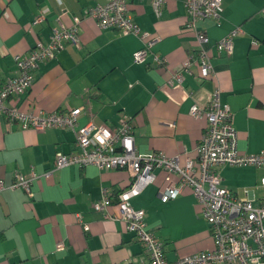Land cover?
<instances>
[{
    "label": "crops",
    "instance_id": "crops-1",
    "mask_svg": "<svg viewBox=\"0 0 264 264\" xmlns=\"http://www.w3.org/2000/svg\"><path fill=\"white\" fill-rule=\"evenodd\" d=\"M105 2L0 0V88L17 75L16 57L39 42L48 44L59 23L77 25L80 37L79 46L68 45L56 59L41 62L32 87L10 99L9 105L26 113L83 108L78 120L82 126H113L126 114L132 118L138 151H162L185 165L188 158H196L206 126L204 118L190 114V108L208 106L219 88L222 103L233 113L239 152L254 155L264 150V0H223L222 17L200 22L198 29L212 45L241 27L243 35L236 38L232 54L218 55L211 47L215 76L202 81L193 67L183 85L173 86L171 73L198 49L187 28L184 0H167L161 17L151 0H128L135 23L157 39L145 63L133 59L143 47L139 38L100 29L86 15L89 8ZM42 15L43 22L35 23ZM154 54L165 64L157 66ZM74 150L71 130L22 129L0 115V179L9 184L15 173L27 176L32 170L42 176L34 182L33 198L23 190L0 194V264H147L142 243L122 220L111 218L119 216L116 196L131 185L128 172L70 166L46 175L54 169L57 152ZM218 172L222 184L237 196L248 190L264 198L259 187L264 168L223 166ZM154 174L155 182L143 187L131 204L146 212L147 229L164 243L166 260L212 250L209 225L191 189L163 202L162 193L177 179L160 169ZM103 189L109 190L112 204L108 211L96 212L94 204Z\"/></svg>",
    "mask_w": 264,
    "mask_h": 264
},
{
    "label": "built area",
    "instance_id": "built-area-1",
    "mask_svg": "<svg viewBox=\"0 0 264 264\" xmlns=\"http://www.w3.org/2000/svg\"><path fill=\"white\" fill-rule=\"evenodd\" d=\"M167 0H151V6L158 17L162 16ZM187 14V28L198 43V49L190 54L179 71L171 73L169 84L183 85L186 74L198 69L200 80L215 76L211 62L210 48L218 55H230L237 37L243 35L241 27L232 29L225 37L211 45L210 38L198 29V24L207 19L218 20L224 13L223 0H184ZM264 14V8L262 10ZM86 15L97 22L100 29H117L126 35H133L143 42V47L134 56L135 63H145L157 39L143 32L130 14L128 0H106L89 8ZM44 16L37 18L40 24ZM79 28L59 23L53 29L48 44L37 43L27 54L15 59L17 75L8 79L0 88V115L18 124L22 129L44 131L50 128L68 129L75 136V150L69 154L57 152L54 169L70 166L85 168L94 166L100 171L124 170L131 176V185L116 196L119 216L111 215L124 222L126 229L138 239L148 258L147 264H264V198L262 200L248 190L243 197L222 184L218 169L223 166L264 168V150L258 154L245 155L238 150V132L233 123V113L228 104L221 101V92L216 88L205 108L194 104L190 114L204 118V134L196 147V158H188L181 165L177 157H170L162 151L140 152L137 150L132 118L121 116L118 124L97 126L93 123L79 125L83 108L67 112L26 113L9 105L12 98L25 95L35 82V72L41 62L53 60L66 46H79ZM155 64L162 66L165 60L158 54L153 56ZM160 169L174 175L177 181H170L161 200L177 199L185 188H190L201 207L200 215L210 228L214 247L210 251L182 257L175 261L165 258V246L153 232L147 229L146 212L136 209L131 199L138 196L142 188L156 180L154 171ZM45 176V175H43ZM42 176L34 170L29 175L15 173L9 184L0 179V194L6 190H23L29 198L34 197L33 185ZM264 190V178L260 181ZM108 189L102 190L101 199L94 204L96 212H106L111 206ZM259 202V203H258ZM258 203V204H257ZM79 221L81 216L76 217ZM60 243L58 248L61 249Z\"/></svg>",
    "mask_w": 264,
    "mask_h": 264
},
{
    "label": "rangeland",
    "instance_id": "rangeland-1",
    "mask_svg": "<svg viewBox=\"0 0 264 264\" xmlns=\"http://www.w3.org/2000/svg\"><path fill=\"white\" fill-rule=\"evenodd\" d=\"M258 192H259L260 194H261V193H263V191H262V190H259Z\"/></svg>",
    "mask_w": 264,
    "mask_h": 264
}]
</instances>
